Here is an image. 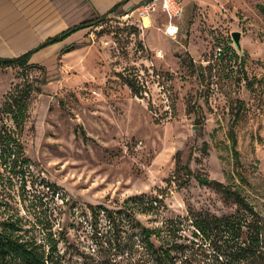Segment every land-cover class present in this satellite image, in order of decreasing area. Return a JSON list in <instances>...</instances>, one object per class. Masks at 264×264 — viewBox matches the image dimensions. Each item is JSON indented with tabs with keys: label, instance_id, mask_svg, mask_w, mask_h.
I'll use <instances>...</instances> for the list:
<instances>
[{
	"label": "rangeland",
	"instance_id": "obj_1",
	"mask_svg": "<svg viewBox=\"0 0 264 264\" xmlns=\"http://www.w3.org/2000/svg\"><path fill=\"white\" fill-rule=\"evenodd\" d=\"M212 2L185 7L174 36L159 13L146 26L109 14L25 68L0 67V122L29 159L24 205L32 216L41 207L29 201H43L60 249L90 244L88 204L137 197L151 227L190 209L244 213L195 175L237 189L264 217V0ZM22 95L12 121L4 109ZM22 197L18 183L0 187V220L27 215Z\"/></svg>",
	"mask_w": 264,
	"mask_h": 264
},
{
	"label": "trees",
	"instance_id": "obj_2",
	"mask_svg": "<svg viewBox=\"0 0 264 264\" xmlns=\"http://www.w3.org/2000/svg\"><path fill=\"white\" fill-rule=\"evenodd\" d=\"M114 8L116 5L111 10ZM105 16L67 27L18 56H0V67L25 68L34 52L58 43L80 29L102 23ZM22 98L24 95L18 99L13 96L4 109L7 114H12V121L17 120L25 108ZM15 135L10 124L0 122V187L7 189L14 183L19 184L27 215L16 211L1 218L0 264H264V217L252 209L237 189L199 175L195 178L200 185L216 188L244 213L216 217L209 212L195 213L190 209L185 216L166 217L159 225L151 227L135 216L134 209L139 206L137 197L129 198L118 208L88 204L83 214L91 228L90 244L80 246L65 241L60 249L59 238L50 228L43 201H29V206L41 207L38 214L32 216L28 205H24L29 195L26 189L29 159ZM232 142L234 144V139ZM153 202L147 200L150 206ZM247 214L252 219H248ZM209 231L214 232L212 238ZM198 234L201 235L199 243L196 240ZM206 242L212 243L214 263L207 262L211 254L204 246Z\"/></svg>",
	"mask_w": 264,
	"mask_h": 264
},
{
	"label": "crops",
	"instance_id": "obj_3",
	"mask_svg": "<svg viewBox=\"0 0 264 264\" xmlns=\"http://www.w3.org/2000/svg\"><path fill=\"white\" fill-rule=\"evenodd\" d=\"M142 1L144 0H0V56H18L76 23L101 15L118 16ZM195 3L213 2L188 0L186 6L182 5L183 12L185 7ZM115 5L116 8L111 10ZM155 13L163 15L160 11L152 14ZM151 15L137 21L146 26L150 24ZM85 29L88 28L80 29L64 40L38 51L59 45Z\"/></svg>",
	"mask_w": 264,
	"mask_h": 264
},
{
	"label": "built area",
	"instance_id": "obj_4",
	"mask_svg": "<svg viewBox=\"0 0 264 264\" xmlns=\"http://www.w3.org/2000/svg\"><path fill=\"white\" fill-rule=\"evenodd\" d=\"M160 11L167 19L164 32L168 36H174L177 32L176 20L183 14L181 0H144L135 5L129 11L121 14V18L128 19L135 17L142 20L149 17L153 12ZM157 56H161L160 50L156 51Z\"/></svg>",
	"mask_w": 264,
	"mask_h": 264
},
{
	"label": "water",
	"instance_id": "obj_5",
	"mask_svg": "<svg viewBox=\"0 0 264 264\" xmlns=\"http://www.w3.org/2000/svg\"><path fill=\"white\" fill-rule=\"evenodd\" d=\"M231 36H232V38H233V42H234L235 44H238L239 33H238L237 31H235V32L232 33Z\"/></svg>",
	"mask_w": 264,
	"mask_h": 264
}]
</instances>
